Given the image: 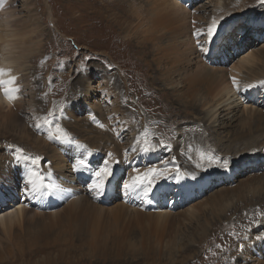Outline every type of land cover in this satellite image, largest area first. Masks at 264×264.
<instances>
[{
    "label": "bare ground",
    "instance_id": "obj_1",
    "mask_svg": "<svg viewBox=\"0 0 264 264\" xmlns=\"http://www.w3.org/2000/svg\"><path fill=\"white\" fill-rule=\"evenodd\" d=\"M187 1L189 7L180 4L179 0H80L78 3L74 2L77 6L78 15H87L90 21L89 24H91L92 20L96 19L97 22L93 27L97 33L100 34L102 26L106 28L107 41L111 43L109 47L104 40H99L98 34L95 35L96 42L93 50L96 54H99V56L104 57L100 62L103 63L106 69L104 68L105 70L100 73L99 71L89 73L92 71L90 70L88 72L89 75L84 78V81L77 82V86L79 89L81 86L82 92H80V100L76 102V109L84 108V119L87 120H85L86 122L89 120L92 123L89 119L90 113L95 115L101 123L103 120H101V117L103 115L108 118V120H106L108 125L107 129L110 134H108L109 137L108 135L107 137L110 139L114 148L110 152H112L117 159L121 160V163L115 166V177L112 178L108 185L107 196L108 193L112 194L113 192V198L106 199L105 201L104 198L106 197L104 196L103 199L95 200L87 190L84 191V189H82V183L85 182L84 178H81L77 184H73V181L76 179L71 166H73L77 158H81L84 150L77 149L74 145H66L57 141L48 140L51 144H54V147H52L43 136L38 139L35 138L40 144V151L50 149L54 152L53 155H51V165H49L51 166L50 172L52 173L53 180L61 185L63 181H67L68 184L66 188L75 193L74 197L64 201L50 198L42 200L41 202V200L30 199L25 196L23 191L24 185H20V183H24L22 179L24 180L26 174L27 162H21L17 165L13 163V160L16 148H20L22 154H24L26 151L24 148H21V144L27 146L29 142L33 143L35 140L30 139L28 128L26 125L22 124L23 120L20 115L21 108L24 107V109H27L24 113L26 116H30V120L33 121L34 124L40 122L42 119V114H40L41 110L37 106L32 91L33 83L30 82L31 76L26 72V65L34 57L38 58L36 55L41 53L43 42L42 40L34 41L30 38L32 34L29 33V30L21 31L20 34H22V36L18 35V31L16 30L21 22V17L18 16V11L15 9L12 2L10 5L9 2L4 0L3 6L0 7V68L10 70L11 75L17 77V83L21 88V93L19 94V98L12 103L5 99L4 95L0 93V208L2 209V207H4L0 212V236L3 239L12 241L13 244L14 240H16V245L35 241V239L38 237L40 238L42 234H39L40 236L30 235V241H28V239L24 241L21 239L24 237V227L31 225L25 223H34V221L40 223V228L44 231V229L59 226L61 222L68 225L71 219H75L77 223H75L74 226L76 227L77 233L82 234L81 236L84 237L82 241L88 242L90 247L94 246L99 235L103 234L104 228L107 230L119 229L120 231H117V233L120 234L126 228L136 227L140 232V237H142L144 233L149 230V224L147 223L150 221H153L155 225L153 230H158L157 228L159 226H164L165 224L163 222L168 221L171 216L174 217L172 212H170L171 210H166L163 207L162 209L156 208L157 212L153 214L147 213L148 211L143 208H152L155 201L159 198L171 199L172 201L169 200V202L172 203L180 194L182 186L177 185V187L173 189V194L170 197L166 194V183L171 181V178L160 180L151 195L150 201L144 202L135 197H126L122 190H118V185L122 184L123 180L129 177L131 167L136 166V162L139 158L137 157L138 152L134 153L130 151L135 143L136 137L139 136L136 127L140 130L136 123L134 125L132 123L135 121L137 122L138 119L142 121L141 119L143 118L144 123L141 125L142 127H140L141 129H145L147 125L158 122L157 120L160 115H174L175 110L172 107V99L185 109H200L203 111L201 120L204 119L205 123H208L213 131L220 129L222 132H225L226 129L233 128L236 124L247 126L249 120L253 121L254 118H257L259 121L260 119H264V87L252 88L248 91H243V93L239 95L233 88L231 80V77L235 76L241 88L247 84H255L264 80V56H259V54L256 53V49L258 48L257 44L260 43V39L254 38L256 40H253V44H246L244 47V49H247L245 55L234 60V57L241 51V47L238 45L242 42L231 46L228 42H230L235 35V33H233V36H227L228 39H222L223 46H221V42L219 41V43H216L210 50L213 51V49H215L216 52L220 54L219 59L229 63L223 65L215 64L212 66L206 64V66H200L198 70L193 71V67L191 68L190 64L195 62V59L201 61L204 59L203 54L196 46V41L191 34L192 32H189L190 29L194 27L193 21L197 22L198 18L201 17L199 14L201 10L198 6L199 4H196L199 3V0ZM49 2L50 0L44 1V5L48 10L46 16L49 21L52 22V26L55 27L56 33H60L59 18L56 16L55 11L51 9ZM209 2H211L209 6L211 7L209 23L213 17L217 19L224 17V19L221 20L218 27V34L215 38H217L221 29L223 30L229 22L236 23L238 21H243L248 27H252L251 29H257L260 20L264 19V14H262L264 11L262 13L259 9L257 11H246V4L243 1L209 0ZM29 4L33 6L32 0H29ZM28 13L30 14L29 16L35 18L34 23L39 27L37 32H47L46 34H49L47 35L48 37H53L52 39L55 38L56 41L58 40V36H55V32L42 27L39 21L40 17H37L35 12H32L30 9ZM103 18L106 19V22H104ZM109 21L114 25L118 34H122L124 42L116 41L115 38L117 33H115L113 28H110L111 25L108 23ZM103 22L105 25H103ZM261 22L264 24V21ZM242 23H238L237 26H242ZM72 38L74 39V37ZM203 39L204 38L201 39V42H203ZM61 42L64 44L63 40H61ZM33 45L36 47V50L29 52V47ZM117 47L123 48V54L131 53L130 59L123 61L120 66L117 65L116 59L113 56V54L117 55L120 53ZM86 48L90 50V47L87 46ZM210 51L208 54H210ZM136 54L141 56V60L144 62L145 69L148 72L147 76H149V78H145L144 75L140 73V79L144 82H141L139 87H144L146 90L150 89L153 84L157 85L160 83L159 78L161 83L164 84L163 87L157 85L159 88H152L149 91L152 96H148L147 99L142 96H138L137 99H134L133 96L134 100H132L129 94L130 90L128 87L131 85V82H134L135 75L130 77L128 72L135 68L137 59ZM182 55H185V57H182ZM198 64L199 63H195L196 67ZM93 65L96 66L97 64L93 63ZM94 70H96V67ZM84 74L86 75L87 72ZM3 78L7 79V76ZM53 78L54 76L47 77L45 81L48 82ZM95 78L98 80L97 86H93L92 84ZM67 79L68 77L66 75H61L60 81L65 83ZM111 84L117 88L119 96L116 95ZM96 90L102 93V98L103 94L107 96L104 100L105 105L102 108L97 107L98 114L89 111L92 103L95 102V99H92L91 96H97V93L95 94ZM259 93L261 94L259 95ZM69 115H72V117ZM79 115L81 114H78L77 111L73 109L66 110L65 113V116H69V119L72 118L74 120L81 117ZM58 117H53L56 118V120H54L56 121L55 124H60L72 138L84 144L87 149L93 150V154L88 158L89 167L91 169L97 168V164H92V161L100 157L102 153L99 152L100 149H97V144L95 145L92 141L93 138L89 139V136L87 137L83 134L81 128L78 129L75 125H67L62 121L60 116ZM106 121L104 122L106 123ZM15 124L16 128L12 130ZM55 124H53L52 128H54ZM93 124L94 123H92V126L95 129L96 125L94 126ZM6 125L11 127V131L6 130ZM153 127L158 129L157 126L153 125ZM113 129H115V131H113ZM39 130L43 131L42 134H44V136L48 134V128L45 126H42ZM123 131L133 136L131 142L128 144H123L121 142L123 136L121 134ZM95 132L97 133L98 130L96 129ZM227 134L225 135L226 137ZM13 136L17 139L18 143H15L16 141ZM103 140L105 141V138ZM252 140L255 145L258 143L255 137H253ZM6 143L7 145H5ZM253 146V144L250 145V147ZM126 149H129V161H124V152ZM68 170H71V174L66 176V171ZM80 174L88 178V183L90 182V174L88 172H81ZM179 185H181V183H179ZM124 201H127V203H124ZM44 202L47 203L48 206H44ZM140 203L142 206H140ZM62 208L63 210L59 213V209ZM90 211H92L91 214H89ZM193 211L194 209L191 207L189 214ZM216 211L217 210H215V212ZM179 212L181 211L179 210ZM82 215L86 216V219L80 221ZM103 217H109V220L102 223ZM188 220L189 219H187V221ZM160 241L162 240H159V242ZM55 242H57V244L63 242L65 245L59 248L57 247V252L54 255L52 254L53 256H51L53 250L44 251L47 249L44 247L34 251H27L28 255L35 256L44 251V255L38 260L40 262L39 264H51L55 262V259L59 258H62L64 263L73 261L72 253H76L78 250L77 246H74L73 241L70 238H66ZM79 243H81V241ZM10 245L8 244L9 248ZM162 245L163 242H160V245L157 246L159 249L157 252L158 254H161L160 249ZM20 250L21 249H19V252ZM30 252L34 254H30ZM18 254H20L21 257L25 256L22 252ZM65 255L67 256L66 258H64ZM257 255L254 252L249 253L245 251L242 258L244 261L250 262V264H260L258 259V263L255 262L254 257L256 258ZM159 256L160 255L157 257ZM34 263L37 262H33V264Z\"/></svg>",
    "mask_w": 264,
    "mask_h": 264
},
{
    "label": "rangeland",
    "instance_id": "obj_2",
    "mask_svg": "<svg viewBox=\"0 0 264 264\" xmlns=\"http://www.w3.org/2000/svg\"><path fill=\"white\" fill-rule=\"evenodd\" d=\"M6 1L9 2L10 5L12 2L15 9L18 11H16L18 16L21 17V22L16 30L18 31V35L22 36V34H20L21 31L29 30V33L32 34L30 38L34 41L42 40L43 42L41 53L36 55L38 58L34 57L35 59L33 58L34 60H30L26 65V72L30 74V82L33 83L32 91L34 93V98L37 106L41 110V118L46 117L47 113L52 110L54 115L49 117V119H52L53 124L56 123V121H54L56 118L53 117L60 116L62 121L67 125H75L78 129L81 128L83 134L87 137L89 136V139L93 138L92 141L95 145L97 144V149H100L99 152L102 153V155L93 159L92 164H97V167H99L103 160L107 158V153L114 149L110 139H108V134H110L107 129L108 125L106 120H108V118L104 115L102 116L103 118L101 117V120L103 119L102 123L105 125L104 129L93 124L97 126H95L94 129L92 123L89 120L86 122L87 120L84 119V108L76 109V102L80 100V92H82L81 86L79 89L77 84L84 81V78L87 77L89 73L95 71H99L100 73L106 69L103 63L100 62L104 57L99 56V54H96L93 50L96 42V34L99 35V40H104L109 47L111 46V43L107 41L106 28L101 24L103 29H100L99 34L93 27L97 22L96 19L92 20L91 24H89L90 21L87 15H78L77 6L74 2L78 3L80 0H50L49 4L51 5V9L55 11L56 16L59 18L60 33H56L55 27L52 26V22H50L46 16L48 10L44 5L45 0H32L33 6L29 4V0ZM237 1H243L246 4V11H257L258 9L261 13L264 11V6L258 5L257 0ZM198 2L199 3L196 4H199L198 6L201 10L199 14L201 17L198 18L195 27L206 28L211 15V7H209L211 2H209V0H199ZM179 3L185 7H189L187 0H179ZM30 9L32 12L36 13L37 17H40L39 21L43 28L55 32V36H58L57 41L55 38L52 39L53 37H48L47 35L49 34H46L47 32H37L39 27L34 23L35 18L29 16L30 14L28 12ZM103 19L104 22H106V19ZM261 21H264V19L260 20L257 29H251L252 27H248L243 21V23L239 21L236 23L229 22L223 30L221 29L217 38L214 37V42L210 45H206V47H209L211 50L219 41L221 42V46H223L222 39H228L227 36L231 37L233 33H235L228 43L231 46L240 42L242 43L238 45L241 47V51L234 57V60L239 59L242 55L244 56L247 51L246 48L244 49L245 45L253 44V40L256 39H260V43L257 44L258 48L256 49V53L259 54V56H264V24ZM104 22L103 25H105ZM108 23L111 25L110 28L115 30L114 25L110 21ZM238 23H242V26H237ZM193 31L194 27H192L189 32L191 33ZM115 33H117L115 38L116 41L124 42L122 34H118L116 30ZM71 36L74 37V39ZM61 40L64 41V44H62ZM87 46L90 47V50L86 48ZM117 48L120 53L117 55L113 54V56L116 59L117 65L120 66L123 61L130 59L131 53L123 54V48ZM34 50H36L34 45L29 47V52H33ZM183 56L185 57V55H182V57ZM136 57L135 68L128 72L130 77L135 75L134 82H131V85L128 87L130 90L129 94L131 95L130 98L134 100L137 99L138 96H142L147 99L148 96H152L149 92L152 88H159L158 86L163 87L164 84L161 83L159 78L160 83L157 84L158 86L153 84L151 88L147 90L144 87H139V84L144 82L140 79V73H142L145 78H149V76H147L148 72L145 69L144 62L141 60V56L136 54ZM203 58L202 61L195 59V62L190 64L191 68L193 67V71L198 70L200 66H206V64L212 66L215 64L223 65L229 63L221 61L219 59L220 54H218L215 49L210 51V54H203ZM93 63L97 64L98 67L97 65H93ZM195 63H199L197 67ZM95 67L96 70H94ZM86 72L87 74L85 75L84 73ZM61 75H66L68 77L65 83L60 81ZM50 76H54V78L48 82L45 81L47 77ZM92 84L93 86H97V78L94 79ZM111 86L116 92V95L119 96L117 88L113 84H111ZM96 93L97 96H91L92 99H95V102L92 103L89 111L98 114L97 107L102 108L105 105L104 100L107 96L103 94L102 98V93L99 90H96L95 94ZM242 93L243 91L239 92V95ZM260 94L261 93H259V95ZM172 100V107L175 110V114L170 116L160 115L157 120L158 122L147 125L149 133L155 137L153 142L158 144L160 140H164L168 146L166 148H157V150L148 154L138 152L137 157L139 158L136 162V167L144 169L156 166L160 168L167 167L174 170V168L178 166L182 172L195 174V179L189 175L177 181L175 176H173L170 179L171 181L168 183L165 182L167 184L166 194L170 197L173 194V189H175L177 185L183 187H181L182 190L180 194L172 203L169 202V200L172 201L171 199L159 198L155 201L152 208H143L148 211L147 213L155 214L157 212L156 208L162 209L163 207L166 210H171L170 212H172L174 217H169L168 221L163 222L165 225L159 226L157 228L158 230H153L155 225L153 221H150L147 223L149 224V230L144 233L145 236L143 235L142 237H140V232L136 227L126 228L120 234L117 233V231H120L119 229L107 230L104 228L103 234L99 235L96 240L97 242L91 247L88 242L82 241L84 239V237L81 236L82 234L77 233L76 227L74 226V224L77 223L75 219H71L68 225L61 222L59 226L44 229V231L40 228V223L36 221H34V223H25L31 225L24 227L25 233L24 237L21 239L23 241L27 239L30 241V235L38 236L42 234L41 236L39 235L41 239L38 237L35 241L30 242L31 244L21 243L16 245V240H14L13 244L12 241H7L0 236V264H33V262H37L34 264H39L40 262L38 260L44 255V251L53 250L51 253V256H53L57 252V247L59 248L65 245L63 242L57 244L55 241L66 238H70L74 246H77L78 249L76 253H72L73 261L64 263L62 258H59L55 259V262L51 264H250V262L244 261L242 258L245 251L249 253L254 252L256 255L259 254L256 258L254 257L255 262L258 263V259L260 264H264V240L256 239L257 235L264 233V119H260L259 121L257 118H254L253 121L249 120V125L247 124V126L236 124L233 128L225 130L227 134L220 129L213 131L210 125L205 123L204 119L201 120L203 111L200 109H185L175 103L174 99ZM68 108L76 110L78 114H81L79 115L81 117H78V120L69 119L72 115H69L70 117L65 116L66 110H69ZM24 111L26 112L27 109L22 107L20 115L23 120L22 124L26 125L28 128L30 139H38L43 136L47 140V143L54 147V144L48 141L47 135L44 136V134H42L43 131L35 129L34 122L30 120V116H26ZM141 120L142 121L138 119L137 122L135 121L132 123L133 125L136 123V125L139 126L140 130L136 127L139 135L144 131V128L141 129L144 119L142 118ZM104 121H106V123ZM53 124L45 126L48 128V132ZM153 125L157 126L158 129L153 127ZM5 128L7 131H11L9 125H6ZM14 128H16V124L12 127V130ZM96 129L98 130L97 133L95 132ZM226 134L227 137L225 136ZM121 135H123L121 139L123 144L130 143L133 138L131 134H127L125 131H123ZM253 137H255L258 142L256 145L253 143ZM104 138L105 141L103 140ZM141 138L143 137L141 136ZM36 139L33 143L29 142L27 146L21 144V148H24L26 151L24 155L37 156L38 154V156L42 157V162H46V167L43 168L42 171H50L51 166L49 165H51L52 161L51 155H53L54 152L50 149L40 151L41 147L39 148L40 144ZM15 141V143H18L16 138ZM251 144L254 146L250 147ZM1 145L3 147L2 143ZM5 145H7V143ZM199 152L214 156L211 163L207 160L203 162L202 169L195 167L197 163H200L199 155L197 154ZM221 158L230 161L228 170H225L220 165L219 161ZM71 167L73 168V166ZM70 171L71 170L66 171V176L71 174ZM80 173L81 172L73 173L76 179L73 181V184H77L81 178H84L85 182L82 183V189L85 191L87 190L88 178L82 176ZM22 182H24L23 179ZM179 183H181V185H179ZM67 184V181H63L62 186L66 188ZM20 185L23 186L24 183H20ZM113 196V192L112 194L108 193V196L106 195L104 200L112 199ZM124 203H127V201H124ZM44 206H48V204L44 202ZM140 206H142L141 203ZM190 206L194 209L191 214H189L191 210ZM63 208L59 209V213H61ZM2 209H4V207H2ZM2 209L0 208V212ZM178 209L181 212H179ZM215 210L217 211L215 212ZM91 213L92 211H90L89 214ZM85 219L86 216L84 215L80 217V221ZM187 219L189 220L187 221ZM108 220L109 217H103L102 223ZM254 221L260 222L254 223ZM243 237L248 238L243 239ZM159 240L163 242L160 249L161 254L157 253L159 251L157 246L160 245ZM80 241L81 243H79ZM8 244H11L10 248ZM240 244L245 245L243 250H241ZM217 245H219V247H217ZM43 247L47 249L35 256L28 255L29 251L42 249ZM19 249H21L20 252ZM21 252L24 253L25 256L21 257V255L18 254ZM31 253L34 254L33 252H30V254ZM66 255L69 256L68 254ZM66 255L64 258L67 257ZM158 255L160 256L157 257Z\"/></svg>",
    "mask_w": 264,
    "mask_h": 264
},
{
    "label": "snow or ice",
    "instance_id": "obj_3",
    "mask_svg": "<svg viewBox=\"0 0 264 264\" xmlns=\"http://www.w3.org/2000/svg\"><path fill=\"white\" fill-rule=\"evenodd\" d=\"M3 3L4 0H0V7L3 6ZM257 4L264 6V0H257ZM223 19L224 17H220L219 19L213 17L211 22L207 24L206 28L195 27L196 21H193L194 31L192 32V36L196 41L197 48H199L202 54H207L210 51V48L206 47V45H210L214 42V37L218 34V27ZM202 38H204L203 42H201ZM5 76H7V79L3 78ZM231 80L232 86L237 93L248 91L252 88L264 87V80L255 84H247L243 88L240 87L235 76L231 77ZM0 93H2L5 99L10 103L17 100L21 93V88L17 83V77L11 75L10 70H5L3 68H0ZM53 115V111L50 110L46 117H43L40 122H37L34 125L35 129L39 130L42 126L52 125L53 121L52 119H49V117H52ZM89 119L99 128L104 129L105 125L101 123L95 115L90 113ZM113 131H115V129H113ZM141 136L143 139H141ZM47 139L49 141H57L66 145H74L77 149H83L84 152L82 153L81 158H77L73 163V171L88 172L90 174V182L87 185V192L93 199L100 200L107 195L108 185L112 178L115 177V166L120 164L121 160L117 159L112 152H108L107 158L103 160L102 164L95 169H91L89 167L88 158L93 154V150L87 149L84 144L79 143L72 138L60 124H55L54 128H50L47 134ZM154 139L155 137L149 133L146 127L143 133L136 137L135 143L130 151L134 153L139 152L148 154L157 150V148H166L168 146L164 140H160L157 144L153 142ZM128 153L129 149H126L124 152V161H129ZM198 155L200 163L195 165L198 169L203 168V162L205 160L211 163L214 159L213 155L205 154L204 152H199ZM21 162H27L23 189L25 196L35 200L56 198L61 201L74 197L75 193L51 178L52 173L50 171H42V169L46 167L42 162V157L38 155H24L20 148H16L13 163L18 165ZM219 163L225 170H228L230 166V161L228 159L221 158ZM189 175L195 179L194 173L182 172L178 166H176L174 170L167 167L160 168L151 166L140 169L139 167L132 166L129 177L123 180L122 184L118 185V190H122L125 196L135 197L144 202H149L151 194L160 180H166L175 176L177 181H179ZM256 222L260 221H254V223ZM247 238L248 237H243V239ZM256 239L264 240V233L257 235ZM217 247H219V245H217ZM244 247V244H240L241 250H243Z\"/></svg>",
    "mask_w": 264,
    "mask_h": 264
}]
</instances>
